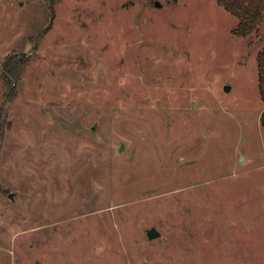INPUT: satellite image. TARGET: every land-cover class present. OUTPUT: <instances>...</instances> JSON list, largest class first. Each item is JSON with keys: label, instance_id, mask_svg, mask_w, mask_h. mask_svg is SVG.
I'll return each instance as SVG.
<instances>
[{"label": "rangeland", "instance_id": "rangeland-1", "mask_svg": "<svg viewBox=\"0 0 264 264\" xmlns=\"http://www.w3.org/2000/svg\"><path fill=\"white\" fill-rule=\"evenodd\" d=\"M237 25L215 0H0V264H264V15Z\"/></svg>", "mask_w": 264, "mask_h": 264}, {"label": "trees", "instance_id": "trees-1", "mask_svg": "<svg viewBox=\"0 0 264 264\" xmlns=\"http://www.w3.org/2000/svg\"><path fill=\"white\" fill-rule=\"evenodd\" d=\"M219 5H221L226 11L238 18L237 33L238 31H243V34L253 33L256 31L263 20L264 15V0H215ZM258 62V75L260 81V91L264 98V48L260 52ZM16 66V62L12 60H7L5 63V68L10 69V64ZM11 76L15 78L18 77V71L12 69ZM5 82L10 87L11 92L9 100H13L15 97L14 93V82L13 80L5 78ZM261 122L264 125V112L262 113ZM2 137L0 136V142Z\"/></svg>", "mask_w": 264, "mask_h": 264}, {"label": "water", "instance_id": "water-1", "mask_svg": "<svg viewBox=\"0 0 264 264\" xmlns=\"http://www.w3.org/2000/svg\"><path fill=\"white\" fill-rule=\"evenodd\" d=\"M156 5L160 6V3L156 2ZM226 89L229 90L230 88L227 86ZM123 148H124V145L122 144L120 150H122ZM10 197L13 198V195L11 194ZM147 235H148V238L150 240H153L155 238L160 237L161 233L159 232V230L157 228L153 227V228L147 230Z\"/></svg>", "mask_w": 264, "mask_h": 264}]
</instances>
